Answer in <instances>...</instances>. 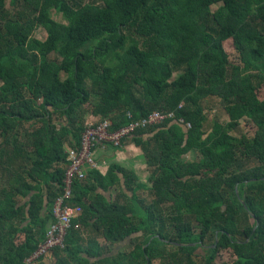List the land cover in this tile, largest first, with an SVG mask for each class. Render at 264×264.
<instances>
[{
  "label": "trees",
  "instance_id": "1",
  "mask_svg": "<svg viewBox=\"0 0 264 264\" xmlns=\"http://www.w3.org/2000/svg\"><path fill=\"white\" fill-rule=\"evenodd\" d=\"M5 2L0 264H25L46 241L87 126L108 119L117 130L152 112L172 116L123 141L143 150L149 185L116 165L90 170L75 183L69 205L84 213L55 264H264V0ZM209 99L226 120L205 131ZM243 120L251 137L237 132ZM189 152L198 160H182ZM110 189L123 203L99 193ZM99 238L132 250L111 256Z\"/></svg>",
  "mask_w": 264,
  "mask_h": 264
},
{
  "label": "built area",
  "instance_id": "2",
  "mask_svg": "<svg viewBox=\"0 0 264 264\" xmlns=\"http://www.w3.org/2000/svg\"><path fill=\"white\" fill-rule=\"evenodd\" d=\"M172 114L164 115L152 112L147 117L131 121L117 130H112V123L107 119L99 123H90L83 134L80 150H70L63 194L58 198L53 215L55 222L51 225L47 239L26 260L25 264H41L44 259L55 255L59 249L66 248V241L73 229L74 221L80 218L84 210L81 207L69 205L74 198V186L77 181H85L90 170L100 168L95 161L94 150L98 147H123V141L130 138L138 129L160 124ZM184 129H189V123H183Z\"/></svg>",
  "mask_w": 264,
  "mask_h": 264
},
{
  "label": "crops",
  "instance_id": "3",
  "mask_svg": "<svg viewBox=\"0 0 264 264\" xmlns=\"http://www.w3.org/2000/svg\"><path fill=\"white\" fill-rule=\"evenodd\" d=\"M94 158L97 164H99L100 168L99 171L103 175H106L109 171L110 167L112 166H119L123 168L126 172L131 171L134 172L139 182L148 186L149 185V177H150V169L146 162V157L144 155L143 150L137 146L133 141H127L124 143L123 147L121 148H113V147H98L94 150ZM120 180L122 181L121 187L124 190V178L122 175H119ZM100 194H102L109 202H116L118 199L121 198V192L120 189H110L107 193H103L102 191H99ZM125 194L131 198L132 192L125 191ZM135 194H137L142 199L148 198V190H138L135 191ZM23 200V199H21ZM121 203H123V199H120ZM26 200H23L22 203H25ZM100 245L102 247L108 246L110 251V255H116L118 254V251L116 250L118 245L114 246L107 245V242L104 238L98 239ZM127 243V242H126ZM129 245V243H128ZM122 252V251H120ZM56 255H52L47 257L42 261L41 264H55L56 263Z\"/></svg>",
  "mask_w": 264,
  "mask_h": 264
},
{
  "label": "rangeland",
  "instance_id": "4",
  "mask_svg": "<svg viewBox=\"0 0 264 264\" xmlns=\"http://www.w3.org/2000/svg\"><path fill=\"white\" fill-rule=\"evenodd\" d=\"M5 5L7 7L8 10L13 11L14 6L12 5V0H6ZM218 7V5H214L211 7L212 11H215L216 8ZM52 16L55 20L60 21V22H64V20L62 19V16L57 13L56 11H52ZM36 38L40 39V40H44L46 38V32L40 28L37 30L36 34H35ZM52 59H57L60 60V57L56 54H52L50 56ZM230 61L232 62H237V56L235 53H231L229 55ZM67 75L65 73H62V78L66 79ZM1 82H0V86H1ZM204 108H205V115H206V121L204 124V130L208 131L209 128L211 127L212 121L217 118L220 122L225 121L226 120V116L223 112V110L221 109V107L219 106L218 102L216 99H209L204 103ZM254 131V126L250 121L247 120H243L240 122V125L238 127V134L241 135H245L247 137H251L252 133ZM1 142V141H0ZM198 153L197 152H189L185 155H183L181 158L184 161H189V162H193L198 160ZM151 200V197L149 195V202ZM118 253L120 251L122 252H130L132 250V248L130 247V245H128V243H123L121 245H118L117 249ZM199 254L202 253V250H198L197 251ZM225 254L223 252L220 253L219 257L217 258V261L219 263L224 261ZM153 264H162L160 261H156Z\"/></svg>",
  "mask_w": 264,
  "mask_h": 264
}]
</instances>
